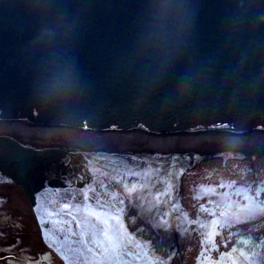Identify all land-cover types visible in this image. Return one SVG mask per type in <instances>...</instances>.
<instances>
[{"label":"water","instance_id":"obj_1","mask_svg":"<svg viewBox=\"0 0 264 264\" xmlns=\"http://www.w3.org/2000/svg\"><path fill=\"white\" fill-rule=\"evenodd\" d=\"M263 152L264 0H0V183L21 188L63 264H83L80 229L42 224L38 192L54 213L114 198L147 253L124 264H161L144 226L172 257L173 212L146 192L183 160Z\"/></svg>","mask_w":264,"mask_h":264},{"label":"rangeland","instance_id":"obj_2","mask_svg":"<svg viewBox=\"0 0 264 264\" xmlns=\"http://www.w3.org/2000/svg\"><path fill=\"white\" fill-rule=\"evenodd\" d=\"M221 167L223 170L215 173H194L191 183L184 187L183 204L196 222L190 227L193 234L181 246L180 264H200L204 258L208 264H264V196H260L264 195L261 191L264 173L245 187V175L225 164ZM250 185L258 186L259 193H255L258 197L255 194L247 196ZM251 212L256 215L252 216ZM248 217L258 221L256 237L250 239L248 234L237 238L224 236L223 230ZM35 219L21 188L13 183H0V264H63L43 242Z\"/></svg>","mask_w":264,"mask_h":264},{"label":"snow or ice","instance_id":"obj_3","mask_svg":"<svg viewBox=\"0 0 264 264\" xmlns=\"http://www.w3.org/2000/svg\"><path fill=\"white\" fill-rule=\"evenodd\" d=\"M175 167V165L173 166ZM128 177L140 179V175L134 171H129L127 168L124 169ZM147 179V177H145ZM125 190L129 193H134L137 190V184L133 183L131 189L127 185L124 186ZM140 191L144 192L143 184L140 186ZM167 195V194H165ZM37 208L36 211L40 215L41 223H45V217H48V223H57L68 225L70 222L74 221L77 223L80 231L78 234V240L74 243L79 246L76 247V254L79 255L83 261V264H124L125 259L131 258L133 255L147 256L144 253L143 246H141L140 252H133L131 246L128 244L127 236L125 235L121 223L120 214L117 212L113 214L115 209L113 202L109 203L105 201L102 197H97L96 204L93 207L88 203V196H85V203L77 208V211L73 213L71 211V205H64V209L59 213H54L50 211V206L48 203V198L44 192L37 193ZM41 200L44 201L41 204ZM124 201L120 200L119 203L122 204ZM121 211H123L121 209ZM68 216V220H55L53 221V216ZM63 231V229H61ZM71 232L68 236H72ZM65 237V239L68 238ZM133 264H136L133 261Z\"/></svg>","mask_w":264,"mask_h":264},{"label":"flooded vegetation","instance_id":"obj_4","mask_svg":"<svg viewBox=\"0 0 264 264\" xmlns=\"http://www.w3.org/2000/svg\"><path fill=\"white\" fill-rule=\"evenodd\" d=\"M244 158H246V160H244L243 158L242 159L219 158V160H216L215 158L210 160V158H207L197 163L193 161L185 162V160H183L182 163H180L182 168H179V170L172 169L171 170L172 173H169L167 176H165L166 177L165 183H163L160 179L159 181L161 183L158 181L159 183L155 185L158 187H155V189L146 192L149 193V196L145 195V202H149L150 204V200H151L152 203L154 202L155 204L160 205V201L162 197L165 196L167 198V203L169 204L173 212L172 215L174 218V234L177 236V240L173 249L174 255L172 257L170 256L169 259L171 261V264H180L181 246L183 245L184 240L188 236H190V234H193L192 231H190V227L194 224V222H196L193 215L190 214V211L183 204L185 202V191H184L185 185L191 183L190 181H192V176L194 175V173H198L199 175L205 172L215 173L217 171L223 170L222 168L223 166L221 167V165L225 164V166L228 168L232 167V170L240 171L241 172L240 175H245L246 177L244 179L243 185L245 187H248L249 181H253V179H257V177H259L262 173H264V154L253 158H249V157H244ZM251 175H253V178L250 177L247 178V176H251ZM261 191H264V189ZM164 192L167 195H164ZM255 193H259L258 186L250 185V188H248L247 196L251 194L250 197H254V196L258 197V194ZM260 196L262 197L264 195L260 194ZM244 200L246 199H242V201ZM251 215L252 216L256 215V213L251 212ZM256 224H258V221H254V220L251 221L250 218L248 217V220L230 226L225 231L223 229L222 230L226 238L229 237L237 238L238 236L248 234V238L253 239L258 235L257 231L255 230ZM205 259L207 258H204V260L201 261L200 264H208V262H206ZM21 264H27V263L22 262Z\"/></svg>","mask_w":264,"mask_h":264},{"label":"bare ground","instance_id":"obj_5","mask_svg":"<svg viewBox=\"0 0 264 264\" xmlns=\"http://www.w3.org/2000/svg\"><path fill=\"white\" fill-rule=\"evenodd\" d=\"M264 153V152H263ZM261 153V154H263ZM261 154H259L258 156H261ZM220 158H222L221 156H219ZM212 158H216V157H212ZM203 160V159H202ZM201 161V160H199ZM194 162V161H193ZM196 163V162H195ZM184 169V168H183ZM147 204V202H145ZM137 207V205H135ZM137 209V208H136ZM141 210L140 208H138L136 211H133L134 212V215L135 217H140V215H142V211H139ZM147 213H144V216L146 215ZM155 217V214L149 216L146 220H150L151 218ZM147 228V233L146 235L143 236L145 242H146V245L148 247V249L154 253V254H158V255H162L163 259L161 260V264H168L169 262V259H170V256L172 254V251L169 249V246L168 245H165L163 246L164 248L161 249V247H155L153 246L152 244V236H153V227L151 224H145V226ZM163 233V232H162ZM163 237L167 240L166 242H168L170 240V235L167 231H165L163 233Z\"/></svg>","mask_w":264,"mask_h":264},{"label":"trees","instance_id":"obj_6","mask_svg":"<svg viewBox=\"0 0 264 264\" xmlns=\"http://www.w3.org/2000/svg\"><path fill=\"white\" fill-rule=\"evenodd\" d=\"M222 262V259L220 260ZM219 264V263H218Z\"/></svg>","mask_w":264,"mask_h":264}]
</instances>
